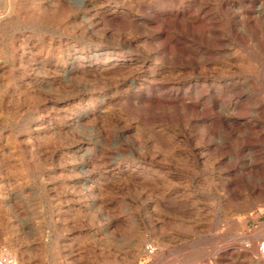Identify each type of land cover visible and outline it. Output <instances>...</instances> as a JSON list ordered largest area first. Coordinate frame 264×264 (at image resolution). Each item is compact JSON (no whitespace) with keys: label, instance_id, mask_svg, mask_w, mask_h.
<instances>
[{"label":"rangeland","instance_id":"374dc122","mask_svg":"<svg viewBox=\"0 0 264 264\" xmlns=\"http://www.w3.org/2000/svg\"><path fill=\"white\" fill-rule=\"evenodd\" d=\"M263 31L264 0H0V253L264 264Z\"/></svg>","mask_w":264,"mask_h":264},{"label":"built area","instance_id":"2783aa9c","mask_svg":"<svg viewBox=\"0 0 264 264\" xmlns=\"http://www.w3.org/2000/svg\"><path fill=\"white\" fill-rule=\"evenodd\" d=\"M257 253L259 260L264 263V236L260 238L257 244ZM0 264H19L18 261L6 253H0Z\"/></svg>","mask_w":264,"mask_h":264},{"label":"bare ground","instance_id":"6f19581e","mask_svg":"<svg viewBox=\"0 0 264 264\" xmlns=\"http://www.w3.org/2000/svg\"><path fill=\"white\" fill-rule=\"evenodd\" d=\"M261 3V2H260ZM263 4V3H262ZM261 15V14H260ZM250 21V20H249ZM256 22H258V21H256ZM246 24V23H245ZM264 32V31H263ZM264 34V33H263ZM264 41V40H263ZM257 240V239H256ZM255 246V245H254ZM252 246H251V244H250V242H249V246H248V248H251ZM252 252V251H251ZM229 253V252H228ZM249 253V252H248ZM253 253V252H252ZM229 255V254H228ZM249 255V254H248ZM247 255V256H248ZM246 256V255H245ZM232 260V259H231ZM261 261V260H260Z\"/></svg>","mask_w":264,"mask_h":264}]
</instances>
